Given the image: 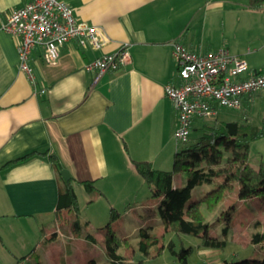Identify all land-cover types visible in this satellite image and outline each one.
I'll return each mask as SVG.
<instances>
[{
    "label": "crops",
    "instance_id": "obj_1",
    "mask_svg": "<svg viewBox=\"0 0 264 264\" xmlns=\"http://www.w3.org/2000/svg\"><path fill=\"white\" fill-rule=\"evenodd\" d=\"M30 1L0 0V260L11 257L15 264H29L35 255L34 264H57L62 255L74 254L84 236L72 223L75 212L57 211L60 179L49 157L68 170L79 211L95 201V193L114 197L112 209L123 208L137 196L138 184L145 183L133 161H148L161 170L179 149L178 115L165 95L166 85L180 82L174 43L197 53L226 48L245 59L251 71H262L254 56L264 47V7L252 9L249 0H64L78 20L100 28L107 43L94 50L72 40L53 64L44 60L43 47L37 46L30 57V78L19 69L21 39L2 29L9 12ZM257 32L263 43L249 49ZM124 46L132 59L117 71L97 79L95 71L86 69L103 54ZM259 95L264 90L245 96L233 111L244 112L242 120L253 124L246 112ZM31 152L35 154L7 165ZM261 161L250 164L257 168ZM91 181L93 186L88 187L86 182ZM199 188L202 193L207 189ZM147 191L142 198H153ZM151 201L139 206L151 204L152 218L133 215L135 228L125 238L141 227L161 223L158 200ZM82 221L81 226L91 222ZM69 233L72 239L65 236ZM133 238L138 243L139 238ZM19 256L24 260L18 261ZM90 260L95 259L86 258L81 264Z\"/></svg>",
    "mask_w": 264,
    "mask_h": 264
},
{
    "label": "trees",
    "instance_id": "obj_2",
    "mask_svg": "<svg viewBox=\"0 0 264 264\" xmlns=\"http://www.w3.org/2000/svg\"><path fill=\"white\" fill-rule=\"evenodd\" d=\"M249 7L255 10L264 7V0H249ZM264 137V119L261 125H254L247 120L234 121H206L193 124L186 146L178 149L174 156L172 170L155 169L151 162L133 161L138 173L148 185L153 198L158 200L157 211L168 226L170 232L183 234L201 239L199 247L202 249L223 250L226 248L227 238H220L205 234L210 229L203 206L214 211L221 203L227 191L239 186L241 199H248L264 195V161L255 168L250 164V145L253 141ZM228 143L229 152L223 148V142ZM31 152L7 163L13 165L34 155ZM51 165L59 180V196L57 211L67 210L75 212L72 223L76 230L81 226L78 216L79 204L74 191L72 180H66L61 171L63 165L57 158L49 157ZM226 166H221L222 163ZM178 173L186 174V183L176 186L174 176ZM223 177V181H218ZM93 181L86 182L88 187ZM207 187L206 191L193 198L192 192L198 187ZM119 217L116 210H112L107 224L106 243L109 261L106 264H128V258L118 252L119 241L115 230V222ZM137 252L145 258H156L167 248L176 255L181 264H189V259L195 246L177 252L176 243L170 240L166 245H159L163 236L152 232L151 226L141 227L138 233ZM255 241L264 240V234L257 233ZM95 238H93L94 240ZM127 241V238H125ZM142 263V260L140 261ZM86 264H98L90 260ZM222 264H264V259L247 258L241 261H225Z\"/></svg>",
    "mask_w": 264,
    "mask_h": 264
},
{
    "label": "built area",
    "instance_id": "obj_3",
    "mask_svg": "<svg viewBox=\"0 0 264 264\" xmlns=\"http://www.w3.org/2000/svg\"><path fill=\"white\" fill-rule=\"evenodd\" d=\"M2 29L18 44L19 69L30 78L33 71L30 57L35 47H43V58L55 63L61 48L76 40L84 48L99 50L107 43L102 30L78 20L64 0H32L12 9ZM178 62V84L165 86L177 112L179 126L175 131L178 142L188 141L197 121L217 120L223 109L236 110L245 96L264 90V71L250 70L248 62L228 49L197 53L179 42L174 43ZM132 56L126 46L115 53H106L90 62L86 69L95 71L97 79L106 72L117 71Z\"/></svg>",
    "mask_w": 264,
    "mask_h": 264
},
{
    "label": "rangeland",
    "instance_id": "obj_4",
    "mask_svg": "<svg viewBox=\"0 0 264 264\" xmlns=\"http://www.w3.org/2000/svg\"><path fill=\"white\" fill-rule=\"evenodd\" d=\"M254 41L251 40L248 43L249 49H254L263 43V35H260L258 32L255 34ZM252 37V36H251ZM246 38L247 39H250ZM247 58V56H245ZM256 60L260 63L259 70L264 71V47L254 56ZM247 109V107H246ZM248 115L252 118V123L255 125H261L262 120L264 119V95L255 97L254 103L248 108ZM244 112L227 110L225 114L219 118L220 121H234L242 120ZM178 148L186 146L187 144L177 142ZM223 148L226 151V157L229 152V145L225 141L223 142ZM250 162L254 166L259 164L261 160L264 161V137L253 141L250 145ZM174 164V159L169 166L162 168L161 170L169 171L172 170ZM226 163H222L221 166H226ZM186 174L178 173L174 176V182L176 186H182L186 182ZM218 181H223V177L219 178ZM139 183V182H138ZM138 184L137 196L130 198V201L127 202L123 208L121 206H116L114 210L121 212L122 218L118 220L117 229V241H119L118 252L125 255L128 258V264H181L179 258L172 254L167 248L163 251L162 255L156 258H145L139 252H137V240L133 237H138L139 230L135 231L136 235L127 238L125 241V235H131L133 229L135 228L136 221L132 217L133 215H139L141 213L144 219L152 218L154 210L151 207V204L139 206L140 203L149 198L146 196L142 198V193L148 192V185L143 184V187ZM205 190V188H204ZM199 187L196 188L192 194L193 198H196L202 193ZM95 201L86 208H80V211L77 213L81 220H90L91 222L88 225L83 224L79 229L84 238L79 242L76 251L74 254L62 255V260L57 262V264H81L86 258L94 257L98 264H106L109 261L108 248L106 243L105 230H107V224L111 218L112 212V202L115 201L114 197H105L100 196L95 193ZM94 194V195H95ZM93 196V195H92ZM261 201H246L242 203V200L239 196V186L235 187L226 192L225 197L218 205L214 211H209L205 206H203V211L206 214L207 221L209 222L210 229L207 233L209 235H218L220 238L227 237L229 241L228 246L224 250L211 249L206 252L201 253L199 247L201 239L193 236L187 235H177L174 232L168 230L167 224L164 222L163 218L160 216L161 223H156L151 225L152 232L158 236H163V239L159 240L158 244H167L170 240H174L176 243L177 252L181 251V246L185 248L189 246H195L197 249L193 252L189 259V264H222L225 261H241L247 258H256L264 259V240L255 241L254 236L257 233L264 234V195L260 197ZM152 202V201H151ZM260 205V206H259ZM139 206V207H138ZM141 208L139 212L138 209ZM112 209V210H111ZM76 215V214H75ZM75 215L73 218L75 219ZM82 221V222H83ZM117 221V220H116ZM59 223L63 226V220H60ZM123 223V224H122ZM57 224V221L53 223ZM122 224V225H121ZM162 224L164 226V233H161L163 228L159 229ZM50 224L46 225L47 227ZM121 225L122 228H119ZM60 226V225H59ZM66 227V223L63 226ZM223 227V228H222ZM58 228V226H57ZM71 233V232H70ZM67 234L69 239H72L71 234ZM92 235L94 240H87L86 237ZM65 238V237H64ZM171 238V239H170ZM32 256V257H31ZM31 261L29 264L35 263V255H31ZM2 257H4L2 255ZM18 261H23L24 259L19 256L17 257ZM142 260V263L140 261ZM16 258H2L0 264H15ZM15 262V263H14ZM28 264V262H24Z\"/></svg>",
    "mask_w": 264,
    "mask_h": 264
},
{
    "label": "water",
    "instance_id": "obj_5",
    "mask_svg": "<svg viewBox=\"0 0 264 264\" xmlns=\"http://www.w3.org/2000/svg\"><path fill=\"white\" fill-rule=\"evenodd\" d=\"M61 173L66 180H70V174L67 169H63Z\"/></svg>",
    "mask_w": 264,
    "mask_h": 264
}]
</instances>
